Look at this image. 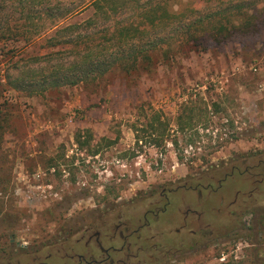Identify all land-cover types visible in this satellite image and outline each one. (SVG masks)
Here are the masks:
<instances>
[{"label": "rangeland", "instance_id": "obj_1", "mask_svg": "<svg viewBox=\"0 0 264 264\" xmlns=\"http://www.w3.org/2000/svg\"><path fill=\"white\" fill-rule=\"evenodd\" d=\"M48 1L72 11L61 25L92 13L91 0ZM164 1L173 13L199 7L197 0ZM9 2L11 21H22ZM49 35L0 45V110L6 105L14 114L0 144L8 176L0 208L10 215L0 225L10 233L9 248L0 237V264H70L67 256L84 253L82 242L74 243L79 230L110 235L122 223L132 230L146 210L164 205L162 191L165 211L147 217L135 244L144 252L130 264H264V25L243 46L205 39L137 78L112 71L95 85L32 97L7 87L13 63L28 67L31 57L59 49L43 48ZM151 113L168 135L159 146L142 139ZM186 114L194 126L187 131L197 132L195 150L175 132ZM206 176L212 190H184ZM111 245L120 242L114 237Z\"/></svg>", "mask_w": 264, "mask_h": 264}, {"label": "trees", "instance_id": "obj_2", "mask_svg": "<svg viewBox=\"0 0 264 264\" xmlns=\"http://www.w3.org/2000/svg\"><path fill=\"white\" fill-rule=\"evenodd\" d=\"M22 1L0 0V45L9 41L24 45L50 34L44 39L43 48H59L31 57L32 65L28 67L13 63V72L5 75V84L26 97L56 94L64 87L95 85L112 71L129 79L137 78L142 73H151L158 64L169 61L185 48L202 46L205 39L216 45L239 40L243 46V42L258 36L260 26L264 25V0H214V5L210 4L213 0H197L199 7L178 13L169 11L164 0H91L90 17L80 24L66 25L61 23L72 11H62L48 0H32L27 7L22 6ZM8 2L10 5L16 2L23 15L22 21H11ZM259 4L261 7L257 9ZM60 54L64 56L56 59ZM11 56L12 53L8 58ZM54 59L58 63L41 66ZM211 107L216 108V104L212 103ZM12 113L6 105L0 110V144L3 133L13 128ZM205 115L203 108L195 118L199 121ZM190 120L191 115L187 114L179 118L175 132L185 136V145L195 150L198 137L196 131L192 134L187 131L194 127ZM164 127L160 117L151 113L141 131L144 133L142 139L146 138L152 145H161L168 137ZM136 138V141L141 140ZM171 142L176 145L174 140ZM5 164L0 153V192L5 191L8 184V176L2 171ZM202 181L187 186L211 187L210 177ZM1 210L2 207L0 225L7 223L10 216ZM11 219L15 221L16 217ZM0 237L6 240L9 248L10 233L0 231Z\"/></svg>", "mask_w": 264, "mask_h": 264}, {"label": "flooded vegetation", "instance_id": "obj_3", "mask_svg": "<svg viewBox=\"0 0 264 264\" xmlns=\"http://www.w3.org/2000/svg\"><path fill=\"white\" fill-rule=\"evenodd\" d=\"M221 182L222 181L218 182V187H220ZM203 187L212 190V188L209 186L208 187L206 186H197V187L186 186L183 188L184 190L194 191L196 195L200 196L201 190L204 189ZM162 192L159 195V197L165 199L164 205L160 208L146 210L141 216L142 224H140L139 226H137L136 228L132 230L129 229L126 223H122V224L115 225V226L112 225V231L110 232L111 233L110 235L109 233H105L101 235L99 231L97 230L89 231L88 228L81 230V231L78 229L80 232L79 231L77 232L78 238L74 240V243H78L79 241L82 242L81 247L84 253L83 254H73L71 256H67V259L70 260V264H130V260L136 259L138 253L144 252L143 250L144 248L135 247V244H136V241H140L141 230L150 225V222L147 217L149 216L150 221H153L157 219V216L159 215V213H163L165 211L168 198H165V194ZM193 213H195L198 216V214L194 210H193ZM198 219H199V216H198ZM118 227H121V230H118ZM114 237L120 242V245L117 248L111 245V240L114 239ZM129 239L133 240V242L128 243L127 241H129ZM103 243L106 244V247L103 246ZM155 246L157 247L156 244ZM17 249H25V247L18 246ZM95 252H96V255H94ZM84 254H88L89 257L88 258L84 257L85 256ZM117 255L119 256L116 259H114V256H117ZM48 258L50 257L47 256L46 259ZM38 264H45V263L42 262Z\"/></svg>", "mask_w": 264, "mask_h": 264}, {"label": "built area", "instance_id": "obj_4", "mask_svg": "<svg viewBox=\"0 0 264 264\" xmlns=\"http://www.w3.org/2000/svg\"><path fill=\"white\" fill-rule=\"evenodd\" d=\"M41 176H42V175H40V176H37V177H36V179H39V178H41ZM219 260H220V261H223V257H222V258H220Z\"/></svg>", "mask_w": 264, "mask_h": 264}]
</instances>
